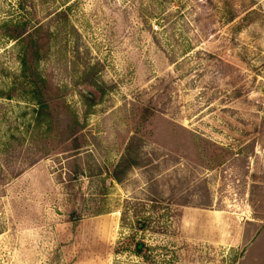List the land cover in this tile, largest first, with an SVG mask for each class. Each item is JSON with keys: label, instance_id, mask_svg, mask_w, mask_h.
Segmentation results:
<instances>
[{"label": "rangeland", "instance_id": "1", "mask_svg": "<svg viewBox=\"0 0 264 264\" xmlns=\"http://www.w3.org/2000/svg\"><path fill=\"white\" fill-rule=\"evenodd\" d=\"M0 264H264V0H0Z\"/></svg>", "mask_w": 264, "mask_h": 264}, {"label": "trees", "instance_id": "2", "mask_svg": "<svg viewBox=\"0 0 264 264\" xmlns=\"http://www.w3.org/2000/svg\"><path fill=\"white\" fill-rule=\"evenodd\" d=\"M21 28V29H20ZM29 30V29H28ZM28 30H26V27H17L14 28L11 32L10 36L11 38H15V39H25L27 37V33L29 32ZM26 59H24V64L27 65V55Z\"/></svg>", "mask_w": 264, "mask_h": 264}]
</instances>
